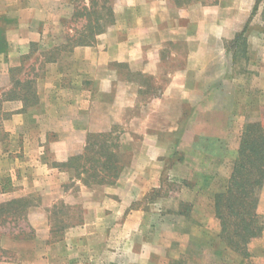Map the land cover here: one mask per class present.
Listing matches in <instances>:
<instances>
[{"label":"rangeland","instance_id":"obj_1","mask_svg":"<svg viewBox=\"0 0 264 264\" xmlns=\"http://www.w3.org/2000/svg\"><path fill=\"white\" fill-rule=\"evenodd\" d=\"M117 1L106 0L105 8L101 5L95 7V11L104 16V21L102 31L88 45L103 46L110 55L116 54L118 39L128 41L148 38L147 31L142 27L151 20L150 16L139 14V9L144 6H136L134 8L137 13L134 14L132 10L120 16L123 23L114 13ZM37 2L8 0L9 9L13 11L8 17V29L15 25L16 17L19 21L22 18L16 13L20 5L30 8ZM214 2L216 0H204L207 6ZM240 3L245 4L246 0H240ZM71 4L62 7L54 18L62 27L60 35L64 43L60 46L66 44L67 48L41 52L42 48L33 43H24L21 47L26 74L21 79L32 80L35 91L37 80L44 79V72L40 68L36 71L39 65L35 63L36 54H41L45 61L56 54H63L60 68L65 72L72 63L70 58L74 49L84 47L69 45L80 40L78 36L83 34L88 23L82 10L84 7L88 8L89 0L87 3L85 0H73ZM254 4L255 0L240 29L230 36L227 34V41L224 43L229 58L227 70L232 75L235 73V84L243 88L244 91L239 90V93L247 94L245 99L252 102L251 108L247 109L249 112L243 130L248 122H264L261 115L264 107V25L260 18L261 5L256 14L252 15ZM109 10L111 14L106 15L105 11ZM190 16L193 17L190 19L193 23L187 22L184 15L179 17L173 14L171 24L176 41L167 44L166 55H163L162 49L161 61L153 62L154 66L149 67L156 70V77L130 72L126 65L116 62L108 64L110 73H115L120 81L132 84L129 88L124 87L125 89L120 87L119 91L124 92L125 97L135 93L133 88L136 84L142 88L136 99L132 95L129 107L122 109L117 102L118 80L112 81L113 88L109 94L103 95L95 89L94 99L97 102H94L91 112L93 121L100 122L107 116L110 126L103 133H92L105 134V137L104 140L98 137L91 139V155L98 158L95 152L106 151L118 156V164H122V170L114 184L84 186L72 170L60 167L69 157L83 151L69 156L65 161L62 155L54 153V141L59 136L66 137L64 129L67 127L57 128L58 133L47 137L44 158H36V153L30 149L28 155L31 158L24 159L16 148L9 155L16 158L8 159V144L13 148L17 144L16 138L4 131V121L10 118V114L0 108V204L13 199H26L29 205L26 216L11 222L7 220L0 225V264H258L251 259L252 250L249 251L254 240L246 245L245 257L229 250L218 240L220 227L213 207V196L222 193L227 185L231 162L236 158L241 134L230 131L224 143L227 157L222 160L221 166L211 171L207 167L195 165L196 159L192 160L187 156L196 143L200 149L212 152L217 159L224 151L218 148V144L196 142L197 139L191 137L190 128L187 134H184V128H177L171 138L165 134L163 127H140L145 121L141 118L142 115L149 113L150 101L156 98L157 91L168 81L165 75L186 69L188 52L197 49L187 45L197 41L195 22L200 23L203 19L208 21L210 17L207 13L201 15L200 11H192ZM88 18L92 20L94 16ZM133 26H136L135 29ZM244 27L245 40L233 43ZM8 33V38H14V30ZM191 62L189 68H192ZM141 67L148 69V63L141 62ZM20 75L21 70L10 72V78L14 82L20 79ZM14 82L12 89L15 88ZM5 85L4 81L0 82V91ZM4 96L7 95L3 94L1 99ZM65 97L67 96H57L60 102L66 101ZM232 100L233 98L230 99L231 103ZM101 101L105 107L100 105ZM30 129L35 136L36 130L33 131L32 127ZM214 129L216 128H213V132ZM177 130H181L180 135H177ZM150 137L158 140L156 143L145 141V138ZM180 139L181 141H176ZM185 151L189 153L185 155ZM210 152L200 154L197 161H207L205 153ZM38 163L42 166H38ZM192 165L195 170L191 169ZM183 167L191 171L184 173ZM34 168L36 170L32 171ZM56 170L66 175L60 176ZM121 200L125 205L123 209L120 208ZM256 211L264 224V185L259 192ZM104 216L110 220L116 217V220L96 223L97 219Z\"/></svg>","mask_w":264,"mask_h":264},{"label":"crops","instance_id":"obj_2","mask_svg":"<svg viewBox=\"0 0 264 264\" xmlns=\"http://www.w3.org/2000/svg\"><path fill=\"white\" fill-rule=\"evenodd\" d=\"M39 1L34 0V3H37L30 8H23L20 5L16 13H19L22 18L19 21L16 17L15 25L8 29V17L13 11L9 9L8 0H0V82L4 81L6 84L5 88L0 91V99L3 94L8 95L12 89L14 81L10 78V72L21 70L18 81H23L21 78L25 74V62L21 47L24 43L38 45L42 48L41 52L54 50L64 43L60 35L61 24L57 20L54 21V18L62 7L71 6L73 0ZM85 2L87 3V0ZM252 5L253 0H248V2L246 0L245 4L240 3V0H216L210 6L205 5L202 0H192L181 4H176L173 0H118L114 13L123 23L124 20L120 17L123 13L133 10L135 14L137 11L134 7L144 6L139 9V14L151 17L148 25L142 27L147 31L148 38H134L128 41L118 39L114 55H110L109 51H105L104 47H99L98 44L78 47L74 49L73 56L70 58L72 63L65 72L60 68L63 54L51 56L52 58L48 61L43 60L41 54H36L35 63L39 64L36 71L38 72L40 68L44 72V79H38L36 91L34 89L37 102L26 106L17 99L7 100L4 99L5 96L2 99L1 109L10 114V118L4 121V131L8 132L10 137L16 138L17 144L15 148L8 144V159L16 158L9 156L16 148L24 159L31 158L28 155L30 149L36 153V158H44V143L47 137L58 133L57 128L64 129V127H67L66 130L64 129L66 137L59 136L54 141L52 146L54 153L62 155L63 161L73 154L80 153L84 149L86 137L89 134L103 133L110 126L107 116L100 122L93 121L91 112L96 101L94 99L96 90L98 89L103 95L109 94L113 88V80H118V91L120 87L125 89L132 85L126 81H120L115 73H110L107 69L108 64L116 62V64L126 65L130 72L156 77V70L150 69L154 66L153 62H160L162 49H164L163 55H166L167 44L176 41V38H173L174 32L171 24L173 14L179 17L184 15L187 22L193 23L190 20L193 19L190 12L200 11L201 15L207 13L210 17L208 21L203 19L200 23L195 22L194 24L198 36L197 41L193 44L189 42L187 45L197 49L188 52L186 69L165 75L168 81L162 89L157 91L156 98L150 101L149 113L142 115L141 118L145 121L140 127L145 126L146 129L163 127L165 134L171 138L174 137L177 128L181 130L184 128V134L189 133L190 128L191 137L194 136L193 138L197 139L196 142L218 144V148L224 151L217 159L212 152L200 149L196 143L190 153L185 151V155L189 153L187 158L196 159L194 160L195 165L215 171L221 166L222 160L227 157L224 143L230 131H236V133L238 131V135L241 134L249 112L247 109L252 106V102L245 99L247 94L239 93V90H244L235 84V73L232 75V72L227 70L229 58L224 49L227 34L230 36L231 33L240 29ZM142 9L143 12H141ZM23 16L29 17L24 18ZM222 16H229V18ZM134 20L137 21L136 18ZM135 27L133 26L134 29ZM12 30L15 36L8 38V32ZM143 61L148 63V69L141 67ZM190 61H192V68H189ZM194 61L196 64L193 63ZM65 82H68V85H65ZM133 89L135 93L132 95L136 99L142 88L136 84ZM262 89L264 91V83ZM58 95L67 96L65 97L67 100L60 102ZM124 95L125 93L121 91L117 93V102L122 109L129 107L133 100L132 95L128 97ZM102 104L106 106L103 101L100 105ZM31 127L33 131L36 130L35 136L30 131ZM205 128H212V130L206 131ZM213 128H216L214 132ZM181 130H177V135H180ZM157 140L158 138H145V141L154 143ZM176 141H181V139ZM203 152L210 153H205L208 159L201 163L197 160ZM193 165L191 169L195 170ZM38 166L41 167L42 164L38 163ZM35 170V168L32 169V171ZM189 170L183 167L182 172L186 173ZM56 172L60 176L66 175L57 170ZM121 202L120 208L123 209L124 201L121 200ZM115 220L116 217L110 220L104 216L102 219H97L96 223L100 221L109 223ZM81 233L84 232L81 231ZM249 251L252 252L251 259L255 263L264 264V232L258 239H254Z\"/></svg>","mask_w":264,"mask_h":264},{"label":"trees","instance_id":"obj_3","mask_svg":"<svg viewBox=\"0 0 264 264\" xmlns=\"http://www.w3.org/2000/svg\"><path fill=\"white\" fill-rule=\"evenodd\" d=\"M106 0H89V6L83 8V16L87 19V25L83 29L75 46H88L93 43L94 36L102 31L101 26L104 16L95 11V7H106ZM192 0H175L176 4L191 2ZM198 1V0H196ZM204 1V0H202ZM206 1V0H205ZM104 3V4H103ZM261 5L260 18L264 25V0H255L252 15L256 14ZM108 8V6H107ZM110 15L111 11L106 12ZM81 14V15H82ZM94 18L89 20V16ZM246 27L238 33L233 43L244 39ZM59 48H67L59 46ZM51 58H46V61ZM12 89L4 99L20 100L26 106L37 102L32 80L14 82ZM3 100L0 99V106ZM1 108V107H0ZM264 117V107L262 108ZM264 122L263 120L248 122L239 137L236 158L231 162V171L225 190L213 196V207L218 220L220 232L218 240L226 248L233 252L247 256L246 245L260 237L264 231V224L257 214L259 192L264 185ZM98 137L104 140L105 134H92L86 137V144L82 153L69 157L60 167L72 170L74 176L79 178L84 186L114 184L122 170V164L116 154L110 152H95L98 158L91 155V139ZM100 151V150H99ZM102 155L104 156L102 158ZM28 200L13 199L0 204V225L15 221L27 215Z\"/></svg>","mask_w":264,"mask_h":264}]
</instances>
